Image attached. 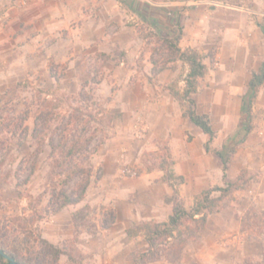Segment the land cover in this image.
<instances>
[{"label":"rangeland","instance_id":"1","mask_svg":"<svg viewBox=\"0 0 264 264\" xmlns=\"http://www.w3.org/2000/svg\"><path fill=\"white\" fill-rule=\"evenodd\" d=\"M67 1L21 0L22 15L15 22L3 16L10 5L5 1L0 5V237L38 264H59L61 256L74 264L67 255L55 261L41 240L82 264L84 243L112 226L116 207L137 202L135 194L145 173L162 171L158 182L170 185L177 196L176 186L181 182L175 176L169 183L164 180L159 166L167 163L171 170L173 164L166 143L157 151L142 146L148 127L139 115L149 104L142 92L152 93L148 88L156 77L151 58L160 62L168 56L159 31L128 6L132 0ZM187 1L134 0L133 8L140 4L139 8L147 7L150 13L155 8L163 11L169 3ZM209 1L218 8L229 4L238 12L250 9L245 0ZM191 6L178 5L182 28ZM160 20L162 31L168 32L172 20L165 21L164 14ZM218 38L216 30V42L206 44L202 53L196 50L210 69L228 61V54L220 53ZM131 51L135 52L132 59L128 57ZM184 64H178L180 79L188 71ZM163 87L184 111L183 91H175V84ZM257 114L249 110L247 120L253 121ZM88 138L91 141L82 153L65 156L75 141ZM244 138L245 133H239L236 145ZM234 146L227 153L233 154ZM242 172L243 187L220 203V211H237L242 194L252 200L257 195L263 170L241 169L238 174ZM68 175L73 177L65 182ZM83 186L80 203L55 211L62 190L75 196ZM241 223L246 239L259 241L263 259L264 209L250 204ZM196 239L184 248L179 260L161 256L146 264H180L185 249Z\"/></svg>","mask_w":264,"mask_h":264},{"label":"crops","instance_id":"2","mask_svg":"<svg viewBox=\"0 0 264 264\" xmlns=\"http://www.w3.org/2000/svg\"><path fill=\"white\" fill-rule=\"evenodd\" d=\"M3 1L10 5L4 11V17L10 16L13 22L21 18L22 8L18 7L21 0H0V5ZM75 2L67 1L70 4ZM245 2L250 5L245 12H238L229 4L218 8L209 0L193 4L189 0L180 4L169 3L170 6L163 7V11L155 8L150 12L159 20L164 14L165 21L172 20L170 26L174 29L175 21L178 20L179 24L182 21L177 12L178 5H192L184 17L186 23L178 43L181 50L195 49L202 53L206 44L216 42L218 30L220 53L228 54L227 62L218 63V68L216 65L213 69L208 68L191 95L197 113L208 115L217 134L213 139L184 117L178 100L163 90V86L172 84L176 85L175 91L181 93L184 90L183 78L187 71L182 79L178 72V64L182 61L170 63L167 69L151 79L154 83H150L148 89L152 93L142 92L143 99L149 98L146 110L139 115L148 127L143 149L157 151L159 145L166 143L173 161L172 174L183 179L176 187L185 209L191 208L195 197L208 188L235 180L241 169L260 167L263 170L259 191L253 200L242 194L237 211L225 209L210 215L198 238L185 249L180 264H264L259 241L247 240L246 233L241 231V216L250 204L264 209V83L251 103L250 110L258 112L251 122L247 120L249 112H246L245 102L252 74L258 72L264 62V0ZM133 3L134 0L129 1L128 6L133 7ZM197 4H204V7H196ZM208 5L214 8L209 10ZM134 55L135 52L131 51L128 57L132 59ZM245 122L249 123V131L245 129L248 126ZM239 133H245V138L236 145ZM189 136L191 140H188ZM208 142L212 151L205 150ZM232 146L234 151L224 177L222 160L213 150L225 155ZM162 177L163 172L159 170L142 176L141 188L135 194L137 202L116 207V221L112 226L89 239L90 243H84L82 264H134L133 254L145 251L146 242L140 234L129 236L127 230L141 221H166L172 213V206L165 202V198L174 190L167 183L158 182ZM59 264L71 262L61 256Z\"/></svg>","mask_w":264,"mask_h":264},{"label":"trees","instance_id":"3","mask_svg":"<svg viewBox=\"0 0 264 264\" xmlns=\"http://www.w3.org/2000/svg\"><path fill=\"white\" fill-rule=\"evenodd\" d=\"M138 7L132 9L133 11L144 21L149 22L152 26L159 31L160 37L166 45L167 57L162 58V61L157 62L154 57L151 58L152 63V74L158 75L163 70L167 69L169 63L176 60H180L188 66V71L185 76V88L181 95V102L185 103L183 115L203 133L210 136V139L216 137V132L212 129L210 119L206 114H198L195 109V102L191 95L196 91L197 82L203 78L208 70L206 64L203 62L201 55L194 49L181 50L178 43L182 35V27L179 21L176 20L174 23V29L169 27L168 32H163V22L161 20L151 16L147 12V7ZM166 25V24H165ZM98 83L99 80H95ZM264 83V62H262L258 72L252 74V78L247 86V95L245 97L246 112H249L251 103L254 100L258 89ZM247 131L250 130V126H247ZM91 141V138L85 139L82 143L75 141L70 148L64 152L67 158H71L77 153H82L86 149ZM206 151H212L210 143L205 144ZM213 152L218 155L223 163L224 177L228 170L229 158L232 151L227 154H222L217 150ZM167 163H163L160 167L164 171V180L170 182L174 175L171 170H168ZM171 165V164H170ZM58 167H63L62 164H58ZM245 173L238 174L234 182H226L223 187H213L201 193L194 200V204L190 210H187L179 200L177 193L170 197L165 198V202L172 204V213L166 221H145L134 228L128 229L127 234L129 236H135L141 233L146 242V249L140 254L133 255L132 260L134 264H146L158 260L161 256H174V261L180 259L184 248L194 239L197 238L199 232L203 230L208 221V215L219 212L221 210V202L229 196L232 192L239 190L243 187ZM72 175H68V179H72ZM182 181V178H178ZM85 193V187L80 188L77 195L67 194L62 190L59 194L61 195V203L57 206L56 210H61L68 205L78 204L83 200ZM213 193H218L217 197H213ZM113 223V222H112ZM110 225V224H109ZM107 225V226H109ZM106 226V227H107ZM41 243L47 248L55 261H58L60 255H67L70 261L74 264H80L74 260L69 254H66L63 250L55 247L48 243L46 240H41ZM0 250L5 253L8 257L13 258L18 264H38V261L32 259L29 256H25L21 250L10 247L6 241L0 237ZM264 259V255H263ZM0 264H9L6 259L0 256Z\"/></svg>","mask_w":264,"mask_h":264},{"label":"water","instance_id":"4","mask_svg":"<svg viewBox=\"0 0 264 264\" xmlns=\"http://www.w3.org/2000/svg\"><path fill=\"white\" fill-rule=\"evenodd\" d=\"M0 256L8 261L9 264H18L13 258L8 257L5 253L0 250Z\"/></svg>","mask_w":264,"mask_h":264}]
</instances>
